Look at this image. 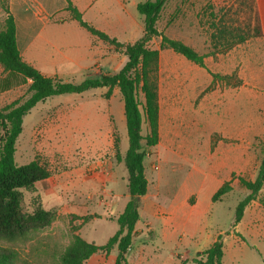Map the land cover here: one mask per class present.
I'll return each mask as SVG.
<instances>
[{
  "label": "rangeland",
  "instance_id": "obj_1",
  "mask_svg": "<svg viewBox=\"0 0 264 264\" xmlns=\"http://www.w3.org/2000/svg\"><path fill=\"white\" fill-rule=\"evenodd\" d=\"M3 2L5 0H0L1 5ZM256 13L257 0H167L158 20L161 31L171 37L186 38L200 53L205 54L207 66L201 67L172 49H162L161 113L164 128L169 131L174 119L172 115L175 98H170L169 92L175 88L169 81L193 80L192 77L196 76L198 81L207 82V86L200 88L192 97L191 110L179 113L178 125L182 123L181 127L186 125L189 128V124H192V137L197 144L198 155H204L206 147L210 145L212 148L219 145H240L246 158L244 171L238 176L233 173V177L229 179L232 185L229 192L215 201L205 199L200 194V204H210L207 212L200 216L205 230L202 228L200 232H196L194 238L192 232L186 230L183 233L184 243L179 244L177 249L181 253L180 258L189 259V263H192L191 259L194 257L201 259L197 256V251L204 244L197 246L195 242L199 240L202 231L207 230L215 236L221 234L224 264H264V186L255 199L246 205L242 219L236 224L234 222L238 203L249 193V189L239 181V176L254 180L264 156V54L254 55L251 38L257 35L249 36L247 39L250 41L246 39L225 52L215 48L211 41V34L216 29L212 23L240 26L246 30L248 23L251 28L256 25ZM159 43L160 37L157 36L150 45L157 47ZM112 53L111 60H114V64L111 68L102 66L101 73L93 72L95 76L116 72L123 66L127 59L123 48L119 47ZM232 68L230 72H225ZM208 69L235 76L230 83L222 80L208 83L211 75ZM237 78L241 79L240 84H235ZM81 80L79 78L75 81ZM106 91V87H97L81 93L54 95L40 103L33 112H28L16 142V162L25 164L38 158L47 164L52 175L61 172L70 174L79 166L88 167L95 160L111 157L114 163L118 161L115 156L117 149L123 155L122 150L125 151L128 147L124 102L117 86L110 96L106 95ZM23 92L22 95L17 94L18 96L11 94L0 97V106L18 98L23 101L30 94L28 90ZM140 98L142 99V94ZM191 112H196L197 118L185 117V114ZM203 114L208 115L209 119H205ZM218 114H225L226 120L221 119ZM227 121L230 123V131H222ZM143 125L142 131L146 134L145 120ZM166 169L164 165L163 172ZM86 174H91V170L87 169ZM182 178L183 175L177 177L178 183ZM37 193L39 192L23 190L24 210L33 211L34 202L44 206L43 197L35 200L34 195ZM97 205L95 202L96 212L106 209L102 204ZM49 209V221L30 228L24 238L10 240L0 237V250L15 251L17 259L25 261L24 264H61L58 253L72 241L73 235L81 228L82 223L74 222L73 218H82L78 215L69 218L56 207ZM115 227V221L98 218L86 224L84 231L92 233L91 238L100 242ZM166 245L167 247L161 249V254L167 264H172V259H175L172 252L176 248L172 244ZM85 263L97 264L93 258Z\"/></svg>",
  "mask_w": 264,
  "mask_h": 264
},
{
  "label": "crops",
  "instance_id": "obj_2",
  "mask_svg": "<svg viewBox=\"0 0 264 264\" xmlns=\"http://www.w3.org/2000/svg\"><path fill=\"white\" fill-rule=\"evenodd\" d=\"M72 2L82 11L87 21L122 43L133 42L143 33V16L137 10L138 0H72ZM67 5L68 0H5L2 5L0 4V26L6 16L4 9L6 6L15 18L17 44L21 55L45 75L68 81L94 77L93 72L101 73L102 66L111 68L114 64V60H111L112 51L116 52L117 47L91 33L71 18L66 9ZM257 9L262 34L251 38L254 55L264 54V0H257ZM176 38L197 49L186 38L182 36ZM161 51L162 49L158 64L159 141L150 148L145 158L148 190L140 197V217L136 222L135 234L127 252V259L132 264H167L161 254V249L167 247L166 244H172L176 248L172 252L175 259L171 262L179 264L181 253L177 249L179 244L184 243L183 233L190 230L194 238L196 232H200L202 228L205 230L200 216L207 212L210 204L201 205L200 194H203L205 199H212L223 182L231 179L233 173L238 176L246 168L242 146L219 145L212 148L210 145L206 147L204 155H198L197 144L192 137L194 132L192 124H189V128L186 125L181 127L182 123L178 125L179 113L191 110L192 97L200 88L207 86V82L198 81L196 76L192 77L193 80L169 81L175 88L169 92V97L175 98L172 115L174 119L169 131L164 128L161 113ZM190 67L195 68L192 65ZM231 70L233 68L225 72ZM208 78V83L213 81V76L209 75ZM30 82V79H25L19 73L5 70L0 62V97L22 95L23 91L28 90ZM48 98L39 101L29 112H33ZM224 115L220 114L219 117L226 120ZM192 116L197 118V113L185 114V117ZM204 118L209 119L208 115H204ZM239 123L240 121L237 125ZM222 131H230L229 121ZM109 144L111 145V141ZM125 151L122 150L123 155ZM110 158L95 160L88 167L79 166L70 174L65 172L52 174L38 183L45 208L56 207L69 218L74 217L73 215H92L88 220L74 217L73 221L82 223L79 234L83 238L97 244L105 243L118 229L117 217L130 199L125 163L118 159L114 163L113 158ZM164 165L167 169L163 172ZM87 169L91 170V174H86ZM179 175H183L180 183L177 181ZM95 202L96 205H104L106 209L96 212ZM98 218L116 222V227L105 236L104 242L93 240L92 233L84 231L86 224ZM219 234L215 236L207 230L202 231L195 244L199 246L201 243L204 246H199L198 251L209 247ZM117 254L118 247L114 246L108 252L100 251L90 258L97 264H114ZM192 259V263H189V259L181 260L186 261L185 264H197Z\"/></svg>",
  "mask_w": 264,
  "mask_h": 264
},
{
  "label": "trees",
  "instance_id": "obj_3",
  "mask_svg": "<svg viewBox=\"0 0 264 264\" xmlns=\"http://www.w3.org/2000/svg\"><path fill=\"white\" fill-rule=\"evenodd\" d=\"M167 0H144L137 3V10L143 16L144 29L142 35L133 42L122 43L105 31L96 28L83 17L82 11L68 0L66 9L69 16L115 47H122L127 60L116 72L102 73L99 76L87 77L80 82L68 81L56 76H48L28 62L21 55L17 44L15 18L8 7H4L6 16L0 26V62L5 70L21 74L30 79L29 95L21 101L19 98L0 106V237L6 239L24 238L30 228L45 224L51 217L50 209L34 202L35 209L26 211L23 208V190L39 192L38 183L51 175L46 163L34 158L28 163L18 164L15 160L16 142L23 130L25 115L39 101L64 93H81L91 88L106 87V95L110 96L117 86L124 102V114L127 126L129 145L124 155L117 149L115 156L123 160L128 171V189L130 199L124 210L117 217L118 229L103 244H97L83 238L79 232L73 235L72 241L58 253L61 264H84L97 251H109L118 247L114 264H132L127 259V252L135 234V225L140 217V197L148 190L145 158L150 148L159 141V101H158V62L160 49L170 48L188 60L207 68L206 55L200 53L192 45L183 40L171 37L158 27L161 11ZM257 23L244 30L240 26L219 25L211 34V41L219 51H228L251 35L262 34L259 15ZM255 28V29H254ZM254 29V31H251ZM251 32V33H250ZM160 37L159 47L150 45L154 37ZM220 46V47H219ZM216 80L230 83L235 74H222L208 69ZM237 78L235 84H240ZM142 94V99L140 98ZM143 120L147 123V133L143 134ZM239 181L249 189V193L238 203L234 215L235 224L243 215L246 205L255 199L264 186V156L261 158L254 180L239 176ZM232 189L231 180H226L215 191L212 200H218ZM38 194V195H37ZM34 195L42 197L41 193ZM92 215L81 216L83 220ZM79 229V228H78ZM221 234L203 251H198L192 260L197 264H224V246ZM25 262V261H24ZM17 259L12 250H0V264H24ZM182 261L181 264H185Z\"/></svg>",
  "mask_w": 264,
  "mask_h": 264
}]
</instances>
